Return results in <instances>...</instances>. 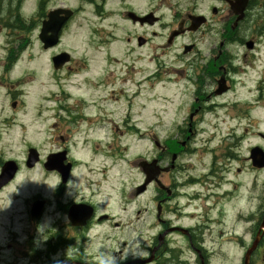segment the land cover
I'll use <instances>...</instances> for the list:
<instances>
[{"label":"flooded vegetation","instance_id":"flooded-vegetation-1","mask_svg":"<svg viewBox=\"0 0 264 264\" xmlns=\"http://www.w3.org/2000/svg\"><path fill=\"white\" fill-rule=\"evenodd\" d=\"M111 1L33 0L28 27L38 56L34 84L41 101L36 120L51 115V147L43 154L35 148L39 154L34 162L52 176L54 187L48 194L39 193L19 215L18 232L0 241V264H41L40 259L58 255L67 258L59 263L100 261L84 254L82 247L106 248L110 229L120 228L122 204L125 221L133 225V206L140 201L133 187L124 197L107 199L91 177L93 164L106 162L108 182L112 178L119 184L120 147L112 134L122 137V125L133 131V43L138 41H133V32L148 29L139 34L158 37L163 30L154 29L153 23L163 21L171 25L164 28L166 37L179 35L194 49L182 51L174 71L179 79L169 80L185 97L178 137L166 132L151 158L157 161L153 169H161L157 180L163 191L154 185L144 193L147 200L155 196L161 206L160 214L153 206L143 209L153 231L149 264H264V0H113L117 8L108 5ZM206 2L213 5L203 7ZM24 4L0 0V143L27 120L17 115L25 111L26 94L11 93L8 85L10 70L26 49ZM117 31L126 37L130 62L122 64L111 51L104 56L103 47ZM196 35L200 45L209 37L212 43L207 39L208 46L198 47L192 42ZM78 46L82 48L75 52ZM43 66L52 76L48 90L41 79ZM70 133L84 137L65 136ZM249 134L256 140L253 145ZM9 161L0 154L1 165ZM96 197L100 209L93 202ZM177 198L181 204L171 205ZM6 207L2 200L0 220ZM194 218V226L181 222ZM46 222L52 242L42 247L34 236L45 235L41 228ZM96 228L100 241L94 244L88 237ZM227 250L236 257L224 258Z\"/></svg>","mask_w":264,"mask_h":264},{"label":"rangeland","instance_id":"rangeland-1","mask_svg":"<svg viewBox=\"0 0 264 264\" xmlns=\"http://www.w3.org/2000/svg\"><path fill=\"white\" fill-rule=\"evenodd\" d=\"M30 1L33 5V0ZM128 4L129 2L126 3L124 7H129ZM108 5L117 8V5L113 0L108 3ZM205 5L208 7L213 4L206 2L203 4V7H205ZM217 6L218 8L220 7L219 5ZM32 9L33 6L29 10ZM23 10L28 11L26 8ZM117 23L122 25L119 20H117ZM216 28H218V26H216ZM118 32L121 33L120 31ZM135 34L136 33L133 32V35ZM207 39L211 42V37L205 38L203 39L204 44L200 45L201 40L196 35L195 41L192 42L195 43L196 46L205 47ZM27 41L29 47L34 46V38L32 34L27 36ZM183 44L189 45L191 43L188 39H185V41L179 42L178 47L182 46ZM106 46L107 48L105 50H110V46ZM81 48V46H78L75 52H80ZM114 51L117 53V55L115 52H112V55H116L122 61V64L123 62L131 61L132 56L128 55L125 50L121 51V48L116 47ZM138 52V49H133V127L135 130H133L132 136L124 129V125H122V137H119L120 133L117 132L112 134L120 147V150H116V154H119L121 157V183L116 186L114 184L116 179L112 178L110 179V182H108L109 175L108 165L106 162H101L96 166L93 164L94 175L91 177V179L96 181L98 184V191L101 188L107 189V199L121 195L122 192H126V195L132 187L134 190L136 187L142 184L144 175L140 172V170L136 169L134 163L140 162V160H151L153 155L151 148L153 140L159 142L161 139L163 142V140L167 137V133L170 136H176L177 138L178 134L175 132L176 126L183 115V104L185 97L182 93V89H176L168 86L167 84L156 82L148 83L141 81L151 70V65L148 62V59L150 58V52ZM104 56L108 57L106 53ZM31 57L37 58V53H35L33 56V51L27 50L26 54L21 55L19 62L10 70V73H15L17 77L23 75L28 82H33L34 78L33 72L31 70L32 68H30L28 65L33 59ZM45 72L46 73L43 76L42 81L45 82L44 85L47 87V85L51 83L52 76H50V71L47 67H45ZM68 89L73 96L77 95V92L74 90L73 86L68 87ZM38 104H40V97L38 96L28 100L27 105H25V111L17 113L19 116L25 115L27 120L24 124V127L21 130L16 129L13 132H10L6 137H2L0 149L3 150V154L5 155L6 159L21 161L26 158L27 151L30 147L38 148L41 154H43L44 151L50 149L51 144H49L48 141L51 134L48 132V129L51 124V115L41 114V118L36 120L37 111L34 108ZM121 120L124 122V115L121 117ZM108 134L109 133L107 132L101 133L100 136L104 137ZM71 135L79 139L84 137L83 134H65L67 137ZM251 136L252 134L248 136L250 137L249 143L253 145L256 143V140H252ZM43 139L44 141L41 142L40 140ZM156 154L158 153L155 152L153 157ZM17 163L20 167L19 173L0 194V207L2 200L4 202V206H7L5 210V216L2 220H0V227H2L3 230L0 241L8 239L10 234L9 228L11 225H13L16 228V232H18V230L21 228L17 225V223L20 221L19 215L30 207V205L35 201L34 199L40 195L39 193L48 194L54 187V183L51 178L52 176L46 174L47 172H44L40 167H35V169L29 170L24 166V162ZM132 163L133 166L131 165ZM36 172L39 174L37 182H35L37 175ZM112 186H115L117 195L115 194L114 190L111 189ZM86 195L88 198H91L92 196L90 192L86 193ZM147 196L148 194H143L138 197L141 201V207L148 208L149 206H153L154 212L157 213V204H155L153 200L155 196L151 197L149 200L146 199ZM93 202L99 205V209L101 208L102 204L99 203L98 197L94 198ZM170 204L175 205L181 203H179L177 198ZM139 211L140 208L138 204L133 211V222H135L134 215ZM190 214L194 215V213ZM141 218H146V215L142 214ZM181 222L186 226L188 224L194 226L195 218L189 223L187 220H182ZM148 224V220L144 221L143 229H141L138 224L133 226V234L123 232L121 236L118 233H111L110 236L114 239L113 243L111 242L112 246H108L104 251L102 249L97 251H89L86 246H83L82 250L84 254L100 258V261H93L89 262L88 264H102L103 260H109L113 257L116 258L115 264H135L133 256H137L138 258L144 256L141 253V240H146L148 238L147 232L153 233V231L149 229ZM49 225V222H46L41 228L42 234L47 230L45 235L34 236V240L36 242L40 241L42 247H46L52 242L51 238L48 236V232H50ZM99 229L100 228H96L94 232L89 235L91 242L94 244H97L100 241ZM155 231L156 230H154V232ZM93 236L98 237L96 239H92ZM132 238L133 247L127 246L126 243H130V239ZM173 244L174 247L179 246L178 241H174ZM149 254L150 253H148L146 256V260H148L147 264L153 261L148 257ZM154 254L157 256L156 249L154 250ZM7 255L8 253L5 255V258H7ZM227 255L228 258L227 256L224 257L227 260L236 257V255L229 250H227ZM125 257H127V259H125ZM51 260L55 261L54 259ZM10 264H13V262H10ZM42 264H50V262L45 260L42 262Z\"/></svg>","mask_w":264,"mask_h":264},{"label":"water","instance_id":"water-1","mask_svg":"<svg viewBox=\"0 0 264 264\" xmlns=\"http://www.w3.org/2000/svg\"><path fill=\"white\" fill-rule=\"evenodd\" d=\"M14 165L13 163L11 164H7V168H6V176L8 177L4 183H6L7 181H9L11 179V177H13L12 175H14L15 171H16V166L14 165V167L12 166ZM147 164L146 163H142L140 166L142 168H144ZM31 165H28L27 167H31ZM150 182V180L148 179V177L146 176V180H145V183H144V186L143 188Z\"/></svg>","mask_w":264,"mask_h":264},{"label":"clouds","instance_id":"clouds-1","mask_svg":"<svg viewBox=\"0 0 264 264\" xmlns=\"http://www.w3.org/2000/svg\"><path fill=\"white\" fill-rule=\"evenodd\" d=\"M134 259L138 258L137 256H133ZM127 259V257H125ZM116 258L113 257L112 259L109 260H103L102 264H115Z\"/></svg>","mask_w":264,"mask_h":264}]
</instances>
